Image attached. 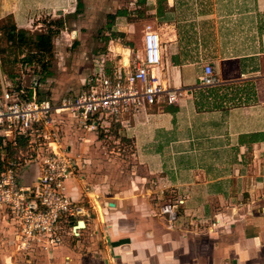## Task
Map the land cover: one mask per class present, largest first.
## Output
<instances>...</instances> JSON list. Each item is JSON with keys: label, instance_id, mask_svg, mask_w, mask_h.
<instances>
[{"label": "crops", "instance_id": "1", "mask_svg": "<svg viewBox=\"0 0 264 264\" xmlns=\"http://www.w3.org/2000/svg\"><path fill=\"white\" fill-rule=\"evenodd\" d=\"M14 1L15 9L9 14L25 16L27 8L52 7L57 0ZM151 1L149 8L145 1L147 14L139 18H149V24L156 18L163 24L155 27L163 41L160 73L167 86L181 94L176 103L130 113L123 127L113 125L110 133L133 142V157L146 169L145 179L156 177L163 185L158 197L175 191L188 198L185 218L172 227L154 217L147 200L136 199L140 178L133 166L128 171L113 170L111 175L99 171L105 165L98 163V172H93L97 160L90 154L104 134L83 130L69 112L55 113L53 131L61 145L74 155L82 151L86 160L80 176L66 182L67 194L85 206V215L78 218L84 224L82 238L51 250L22 252L16 244V222L0 210L1 260H12L14 256L5 253L15 249L19 259H24L22 264H264V0ZM4 3L11 5L7 0ZM119 10L126 13L113 18L115 27L104 38L103 50L93 54L92 63L86 66L88 72L77 93L57 99L43 97L40 80L29 85L19 80L17 85L14 79H6L0 95L7 85L58 103L66 95L81 92L87 76L98 72L101 64L112 71L125 57L131 61L142 56L144 32L136 49L131 30L136 22L128 19L132 12L119 8L113 14ZM36 31L48 34L51 40L55 37L51 30ZM71 32L74 39L81 34ZM207 64L219 78L210 86L200 80ZM38 174L36 163L19 170L24 184L33 182ZM111 183L127 186L113 190ZM168 183L175 190L165 189ZM144 193L149 195L148 188ZM246 198L255 204L249 202L250 207L244 209ZM197 213L215 221L209 226L210 234L202 238L190 237V231L197 228L187 223ZM83 244L85 253L80 252ZM178 252L185 253L184 260Z\"/></svg>", "mask_w": 264, "mask_h": 264}, {"label": "built area", "instance_id": "2", "mask_svg": "<svg viewBox=\"0 0 264 264\" xmlns=\"http://www.w3.org/2000/svg\"><path fill=\"white\" fill-rule=\"evenodd\" d=\"M143 55L112 71L104 64L87 76L84 89L66 95L60 102L29 95L24 88L7 86L0 95V210L16 222L17 248L51 250L81 234L76 228L85 206L66 192V182L78 177L86 160L61 145L53 114L69 112L80 128L98 136L110 133L113 125L126 123V116L150 110L161 103L172 104L181 94L167 86L160 73L163 41L152 24L144 30ZM102 63L104 61L101 59ZM201 83L214 85L219 78L211 64L204 66ZM21 143L24 144L22 147ZM18 150V153H13ZM28 163L39 166L37 178L24 184L19 170ZM264 163V157H263ZM176 220L175 207L165 210Z\"/></svg>", "mask_w": 264, "mask_h": 264}, {"label": "rangeland", "instance_id": "3", "mask_svg": "<svg viewBox=\"0 0 264 264\" xmlns=\"http://www.w3.org/2000/svg\"><path fill=\"white\" fill-rule=\"evenodd\" d=\"M4 1L5 0H0V27L15 24L17 28V39H20L21 36L18 33L20 29L27 30L30 34L38 32L36 30H51L55 37L52 40V44H54V54H44L43 56L39 54V51H37V48L34 46V42H37V40H31L30 35L26 34V39H23L27 44L19 46L17 43L13 44L8 39L7 28H0V91L2 82H6V79L12 82L14 79L17 85L20 84L19 80L27 85L33 80H40L39 82L42 85L40 96L43 97H55L57 99L69 92L77 93L82 78L85 76L86 72H88L87 67L90 66L88 64L92 63L91 58L94 56L93 54L102 51L105 47L104 38L110 34V29L113 28L115 24L114 22L112 25L113 18L111 15L115 13L117 9L123 8L128 10V12H132V15L129 16L128 19L132 18L136 22V24L132 25L131 29L133 34L132 38L135 40H133L134 47L135 45L140 47V36L144 32L146 25L149 24L146 22L149 18L141 20L139 18L141 14L142 16L147 14V5L145 2H140L141 0H57L55 1L56 4L52 7L43 9L27 8L25 16L10 15L9 13L15 9L12 2L16 1L7 0V2L9 1L11 4L10 6H7ZM100 1L101 6H98ZM157 1L159 3V0H155L156 3ZM151 3L152 1L148 0V8ZM189 9L191 8L189 7ZM15 14H17V10ZM21 17H24L23 21L20 20ZM153 21L154 23L151 22L150 24L158 29L163 25L160 20L156 18H153ZM20 25L25 26L20 27ZM73 30H77L78 33L81 31V34H79L76 39L71 36V31ZM118 40L123 41V38L121 39L119 37ZM82 44L85 45L83 48H81ZM137 47L135 48L137 49ZM30 59L32 60L29 61ZM112 130H114V128ZM114 137L113 133H108V135H104V137L102 136L103 141L96 146L98 150L91 151L92 153L90 155H92L94 160H97L95 166L93 165L95 168L93 167L94 170L92 171L95 173L98 172V166H96L98 163L105 165L102 166L99 171H105V173L107 172V174L111 175L114 173L113 170L116 172L119 170L128 171L132 169L131 166H133V171L135 170L136 176L140 178L136 189V199L139 201L140 199L147 200L148 204L153 208L155 213L154 217L163 218L169 226L174 227L178 222H182V218H185V216H183V210H185L188 198L186 196H180L175 191L168 193L165 191L164 197H158V188L163 185L156 177L145 179V174L147 173L146 169L138 165L139 162L137 163V159L133 157V142L126 137H121L120 139L119 137ZM106 165H110V167ZM263 166L264 163H262V167ZM151 178H153L154 181ZM110 186L113 187L114 190V188L118 189V186H127V184L111 183ZM145 188H148L149 195L145 196ZM164 188L175 190V187H172L170 183L166 184ZM249 202L251 205L255 204L253 200H248L246 198L243 204L244 209L250 207L247 206ZM256 204L262 206V203L256 202ZM138 205H140V203ZM231 205L232 204H229L227 206L230 207ZM169 207L176 208L178 212L176 220L170 221L168 213L165 212L166 208ZM180 211H182V213ZM235 217L238 218L239 216L235 215ZM189 218L190 220L187 223L197 228V231H190L193 232L190 237L195 236L202 238L207 236V234H210L208 230L209 226H213V223H215V221L205 220V218L198 213ZM81 234L79 237L75 238V240L82 238ZM187 236L189 235L187 234ZM84 249H86V247L84 248L83 244L80 248V252L85 253ZM14 250H8L5 253V255L9 254L14 256V258L9 262L0 259V264H22L24 259H19V252L16 254L17 252ZM177 255L184 260V252H178ZM27 264L31 263L27 262Z\"/></svg>", "mask_w": 264, "mask_h": 264}, {"label": "trees", "instance_id": "4", "mask_svg": "<svg viewBox=\"0 0 264 264\" xmlns=\"http://www.w3.org/2000/svg\"><path fill=\"white\" fill-rule=\"evenodd\" d=\"M146 0H141L140 2H145ZM162 0H159V3L161 2ZM161 9V6L159 7V10ZM124 13H126L125 10H119L116 14H112L111 17L114 18L116 17L117 15H123ZM142 16V14H141ZM1 29L2 28H7V32H8V39L13 43H17L19 46H23V45H26L27 42H24L23 39L27 36L26 34L30 35V39L31 40H37V42H34V46L37 48V50L39 52L42 53V55L44 56V54H51L52 55V40L50 38V36L48 34H44V33H40V32H34L32 34H30L29 31L27 30H22L20 29L18 31V33L21 35L20 36V39H17L16 37V25L15 24H11V25H8V26H3V27H0ZM73 34H76L75 32H73ZM112 34H123L121 32H113ZM26 39V38H25ZM40 39V40H39ZM39 40V41H38ZM29 59V58H28ZM32 59H30L29 61H31Z\"/></svg>", "mask_w": 264, "mask_h": 264}, {"label": "water", "instance_id": "5", "mask_svg": "<svg viewBox=\"0 0 264 264\" xmlns=\"http://www.w3.org/2000/svg\"><path fill=\"white\" fill-rule=\"evenodd\" d=\"M83 221L78 222V224L75 226L76 228H79V226H83Z\"/></svg>", "mask_w": 264, "mask_h": 264}, {"label": "bare ground", "instance_id": "6", "mask_svg": "<svg viewBox=\"0 0 264 264\" xmlns=\"http://www.w3.org/2000/svg\"><path fill=\"white\" fill-rule=\"evenodd\" d=\"M128 61H129V59H128L127 57H125V59H124V63H125V65L128 64Z\"/></svg>", "mask_w": 264, "mask_h": 264}]
</instances>
